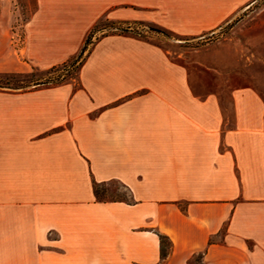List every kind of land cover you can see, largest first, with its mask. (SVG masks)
Masks as SVG:
<instances>
[{
	"label": "crops",
	"instance_id": "obj_1",
	"mask_svg": "<svg viewBox=\"0 0 264 264\" xmlns=\"http://www.w3.org/2000/svg\"><path fill=\"white\" fill-rule=\"evenodd\" d=\"M250 1L36 0L22 52L63 62L103 17L198 35ZM76 81L0 93V264H264L256 89L232 90L229 111L193 93L169 50L117 33L92 44ZM93 180L125 184L133 202L97 200Z\"/></svg>",
	"mask_w": 264,
	"mask_h": 264
},
{
	"label": "rangeland",
	"instance_id": "obj_2",
	"mask_svg": "<svg viewBox=\"0 0 264 264\" xmlns=\"http://www.w3.org/2000/svg\"><path fill=\"white\" fill-rule=\"evenodd\" d=\"M36 7V0H0V75L13 77L28 85L26 88H14V86L0 88V93H21L37 87L56 86L69 81H74L78 86L77 68L71 70V73L66 74L65 77L61 76L60 83L53 82L57 72H50L51 67L62 65L72 57L43 67L34 64L31 58L23 54L24 24L31 18ZM245 10L227 21L232 22L237 19L231 27L215 32L205 31L198 35L177 33L150 20L111 19L115 21L114 27H127L129 30L121 33L113 27H104L95 33L93 40L104 33H121L159 44L169 50L175 62L187 68L194 94L205 96L217 93L223 105L230 111L231 92L236 88L253 87L264 98V0L260 7L244 15ZM121 21L131 23L120 24ZM165 28L167 30H161ZM23 62L29 63L31 68L25 71L18 70ZM99 189L101 195L109 200L130 196L117 180H110L106 185L99 186ZM165 245L169 251V243L166 242ZM200 260L199 253L190 257V261Z\"/></svg>",
	"mask_w": 264,
	"mask_h": 264
},
{
	"label": "trees",
	"instance_id": "obj_3",
	"mask_svg": "<svg viewBox=\"0 0 264 264\" xmlns=\"http://www.w3.org/2000/svg\"><path fill=\"white\" fill-rule=\"evenodd\" d=\"M263 3V0H252L247 4V8L245 10V14L253 11L254 9L260 7ZM242 17H240L241 19ZM237 20V19H236ZM232 22H226L208 32H215L216 30H223L225 28L231 27L232 25H234L235 21ZM134 22H140L142 23L143 21H134ZM120 24H130L131 22L129 21H121L119 22ZM113 25H115V21L107 18V17H103L101 18L99 21H97L90 29V31L88 32L80 50L69 60L66 61L64 63H62V65H57V66H53L50 68V72H57V77L53 80V82H57L60 83L61 80L60 77H65L66 74H70L71 70H73L74 68H77L79 70L80 65L83 63V61L85 60L86 55L88 54V52L90 51V48L92 46V44L98 40L100 37H96L95 40H93V37L95 35V33L100 30L101 28L104 27H113L119 31L122 32H127L129 29L127 27H114ZM100 26V27H99ZM162 31L167 30L165 29H161ZM120 33V34H121ZM107 35L106 33H104L102 36ZM101 36V37H102ZM77 64V65H76ZM64 71H66V73H64ZM14 86V88H26L28 85H25L24 83H21L17 80H15L13 77H9V76H1L0 75V88H5V87H12ZM109 181H103V182H98L96 180H93V189H94V194L97 200L99 201H125L127 203H131L133 202V197L131 195V192L129 190V188L120 182L121 186L124 187L130 194L129 197H125V198H121V199H106L104 198L101 193H100V189L99 186L101 185H106ZM119 182V181H118ZM158 236H159V240H160V254H161V258H165L168 254V250L166 249V245L165 243L168 242L169 243V249L171 248L172 245V241L170 239V237L167 234L158 232Z\"/></svg>",
	"mask_w": 264,
	"mask_h": 264
}]
</instances>
